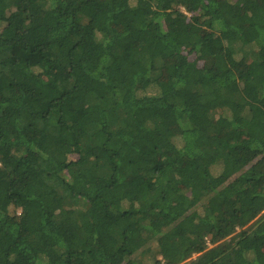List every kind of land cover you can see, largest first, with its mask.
I'll list each match as a JSON object with an SVG mask.
<instances>
[{"label": "trees", "instance_id": "16d2710c", "mask_svg": "<svg viewBox=\"0 0 264 264\" xmlns=\"http://www.w3.org/2000/svg\"><path fill=\"white\" fill-rule=\"evenodd\" d=\"M0 264H264V0H0Z\"/></svg>", "mask_w": 264, "mask_h": 264}]
</instances>
